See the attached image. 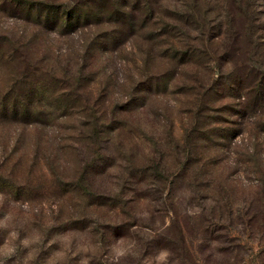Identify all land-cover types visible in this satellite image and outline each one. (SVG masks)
Returning a JSON list of instances; mask_svg holds the SVG:
<instances>
[{"label":"rangeland","instance_id":"obj_1","mask_svg":"<svg viewBox=\"0 0 264 264\" xmlns=\"http://www.w3.org/2000/svg\"><path fill=\"white\" fill-rule=\"evenodd\" d=\"M17 1L61 13L79 5L87 18L64 27L62 18L46 22L52 10H37L44 16L34 19ZM247 3L0 0V264H110L137 249V239L156 240L172 221L187 231L197 260L222 264L225 258L204 250L203 230L204 218H218L212 207L225 204L222 195L196 192L188 186L196 177H184V170L173 190L163 192L151 179L148 188H134L128 172L158 163L168 184L176 163H189L210 167L216 183L241 201L264 191V134H238L239 98L254 84L246 67L256 68V52L244 55L249 47L239 40L245 23L246 36L264 43V0ZM230 16L236 41L220 27ZM204 53L220 59L206 62ZM260 54L264 59V46ZM235 82L244 91H231ZM96 122L99 156L87 147ZM88 163H96L87 185L99 195L94 202L65 186L76 183ZM119 194V208L106 202ZM234 198L236 212L242 206ZM123 225L129 234L119 229ZM237 227L228 239L240 240L221 248L240 242L242 249L226 263L264 264L260 236ZM162 251L148 248L127 260L162 264Z\"/></svg>","mask_w":264,"mask_h":264},{"label":"trees","instance_id":"obj_2","mask_svg":"<svg viewBox=\"0 0 264 264\" xmlns=\"http://www.w3.org/2000/svg\"><path fill=\"white\" fill-rule=\"evenodd\" d=\"M231 1L233 3L237 2V0H231ZM245 1H246V4H248L247 0ZM16 4L19 8L26 7V11H25L26 14H28L29 16H32L31 18H34V19L40 18V16H44L38 12L40 9L52 10L49 13L47 11L48 14L45 16L46 22H50V20H54L50 18V16L54 17L55 19L62 18L63 21L65 22L63 25L64 27L71 26L72 22H74V24H79L81 20H86L87 18V15L83 13V10L80 9L81 6L79 5H76V7H74L73 9L69 11L62 10V13H61V9L60 10L57 8L50 9L51 8L50 6L45 8L46 4H36V3H30V2L21 3L20 1H17ZM151 6H152L151 12L153 13L154 6L153 5ZM236 12H238V14H240L241 16H244L245 14L243 9H241L240 7L236 9ZM60 14H62V16H59ZM63 17L64 18L66 17V21L64 20ZM229 18H230V21L228 23L230 24L233 22V20L231 19V16ZM229 24L228 25L222 24L220 27L222 26L225 27L226 32L224 31V33L226 34V37L229 40L236 41L233 35L234 31L231 27V24L230 25ZM246 25L247 24L245 23L243 27L244 36H241L239 40H240V43H245L249 47V50L247 51L244 50V55L247 53L248 56L249 55L252 56L253 52L254 51L256 52L254 54L256 59L252 62L254 64L253 66H256V68L246 67L247 70L251 71L254 84L252 85L253 89L248 94V97L246 95H243L239 98L238 106L240 107L239 113L241 115L242 123H238L239 125L238 130L240 131V133L238 134L243 135L244 133L249 132V133H252L253 136H257L259 138L260 136L264 134V59H263V56L260 54V50L264 46V43H261V45H258V43L253 41L251 37H247L246 33L248 30H247ZM234 45H232L229 48V50H233ZM193 56H196V54L194 53ZM208 56L210 55H208L207 53H204V58H206L207 60L206 62L214 63L215 61L213 60L220 59L217 55L213 57H208ZM183 57L191 58L192 54H191V57L188 55H183ZM244 66H248L247 62L244 64ZM220 75H223V73L220 72ZM223 84L224 82L217 83V85L219 86ZM232 86L233 87L229 85V89L231 90L232 88L231 91H237V92L244 91V88L241 87L240 82H238V85L235 82L233 83ZM204 112H205V109H204ZM97 125H98L97 122L95 123V125L93 123L91 124L90 131L92 132L93 136L88 140L89 146L87 145V147L90 148L91 150H95V152H97V156H99V152L96 150V147L101 145L102 137L100 135L99 128L96 127ZM240 155L245 156V153H241ZM253 156H257L255 151H254ZM258 156L260 157V155ZM179 164L180 163H176V166H175L176 175L174 176L176 177H174V181L168 182V184L164 180H161L162 179L161 175L163 176V173H165V171L163 170L162 166L158 163H153V166L150 169H145L144 167H140V171L139 170L129 171L128 172L129 182L130 184H133L134 188H136L137 186H141L139 188L143 189V188H148V186H145L147 184L146 181L147 179H151L150 180L151 185L156 186L157 184H159V187L161 188V192L167 190V188L169 189L168 191H172L175 182L178 181V179H181V176H182L181 170H184L183 171L184 177H187V178L191 176L196 177V178L191 179L193 184L188 185L192 187L196 192L199 190V192H204L209 195L214 194L212 195L213 196L212 199H216L217 194L222 195L223 198L225 199L224 200L225 204L221 206V203L220 204L214 203L212 207L216 211H219L217 212L218 218H216L215 215L213 216V214H211L210 216L211 219L209 220L204 218V229H203L204 238L205 240L208 239L206 242L209 243V245L204 247V250L206 251V249H208L209 252H211L209 257L219 255V256H222V259L225 258L224 261H221L222 264L223 263L228 264L226 263L229 260V258L227 257L231 256L234 250L238 248L242 249L240 242L237 244L233 243L232 245H229L228 247H224V249L221 248V244H223L224 242L230 243V242H236L237 240L238 241L240 240L238 239V235H235V237H233V240L228 239V236L232 232L233 233L239 232L237 226H240V228L243 229L242 234H245L246 232H248L250 235L258 234L260 237L257 240H259L260 242H264V191L260 192L259 195H254L253 199L248 200L244 198L241 201L240 199L241 197H236L237 199L234 198V196L232 197L231 189L229 186L227 185L223 186L221 184L216 183L218 175L215 173L214 170L210 169V167L199 169L197 165L195 164H191L190 166H189V163L182 164V165H179ZM107 165L108 163L104 166V168L102 166V172L103 171L105 172L107 170L106 169ZM112 166H115V163H113ZM95 170H96V163H93L92 165L88 163L86 165V168L84 169L82 177L78 181H76V183L66 184L65 186L67 188H70V190L73 189V192L74 194H76L77 197H81L84 200L89 199L93 202L98 201L99 195H94L88 189V186H87L89 182L91 181L90 177L92 175V172H94ZM153 178H155V180ZM125 183L127 184L126 181ZM196 183H197V187H200V189L195 187ZM225 186H227V188ZM145 192H150V191L146 189ZM120 195L122 196V194H119L115 197L108 198L106 202L110 201L111 203H113L115 208H119V205L122 202L121 198L123 197V196L121 197ZM233 198L235 200L241 201L242 207L239 206L240 210L236 212L233 209V207L230 205V202H232ZM204 210L209 211V210H206L205 208ZM120 211L123 212L122 210ZM173 223L176 225L175 230L173 228ZM119 229L124 231V233L129 234L130 229L127 226L123 225L122 227H119ZM117 230H116V233H117ZM170 231L172 232L171 236H170ZM218 233H223V234L221 236H216ZM156 237H158L156 240L155 239H153L152 241L148 240L146 244L141 243L142 241H140V239H137L136 241V246L138 247L137 249H135L134 251L132 250L130 254H127L125 257H122L116 262H112L110 264H133L134 261L129 262L127 260L128 259L127 257H131L133 256V254H137V253L140 254V252H143L145 254L148 248H158L159 250H163L162 252H165V254H167V258L164 260L162 264H173L170 261L169 255H176L178 257V262H179L178 264H203L201 260H197L193 245L186 242V237H188L187 231L181 228L179 224L176 223V221L174 222L172 221V228L170 229L167 228L166 231L163 232V234H161V232L156 233ZM254 237L256 239L257 236L253 235L252 237L253 240H254ZM253 242H255V240ZM175 251H178V252H175ZM262 253H264V250L262 251ZM209 260H210L209 258L204 257V264H206L207 261ZM237 260H240V259H237ZM175 261H176V258H175Z\"/></svg>","mask_w":264,"mask_h":264}]
</instances>
